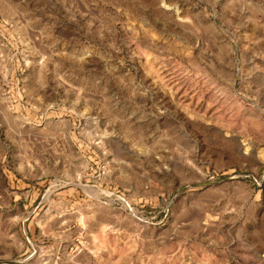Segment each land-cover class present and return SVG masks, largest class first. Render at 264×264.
Here are the masks:
<instances>
[{
    "label": "rangeland",
    "instance_id": "1",
    "mask_svg": "<svg viewBox=\"0 0 264 264\" xmlns=\"http://www.w3.org/2000/svg\"><path fill=\"white\" fill-rule=\"evenodd\" d=\"M0 264H264V0H0Z\"/></svg>",
    "mask_w": 264,
    "mask_h": 264
}]
</instances>
